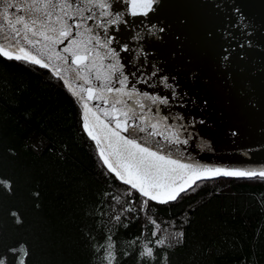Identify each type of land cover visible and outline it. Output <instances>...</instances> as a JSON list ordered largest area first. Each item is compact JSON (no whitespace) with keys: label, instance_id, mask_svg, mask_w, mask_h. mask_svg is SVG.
I'll list each match as a JSON object with an SVG mask.
<instances>
[{"label":"trees","instance_id":"1","mask_svg":"<svg viewBox=\"0 0 264 264\" xmlns=\"http://www.w3.org/2000/svg\"><path fill=\"white\" fill-rule=\"evenodd\" d=\"M81 113L48 70L0 56V181L11 183V191L0 184V256L7 264L21 245L26 264H107L108 244L112 264H264V179L200 181L176 201H149L141 211L144 198L128 195L100 163ZM129 204L135 211H124ZM161 237L154 259L139 255Z\"/></svg>","mask_w":264,"mask_h":264},{"label":"snow or ice","instance_id":"2","mask_svg":"<svg viewBox=\"0 0 264 264\" xmlns=\"http://www.w3.org/2000/svg\"><path fill=\"white\" fill-rule=\"evenodd\" d=\"M118 2H129L132 16L147 17L158 0H0V56L48 70L81 101V127L96 148L100 163L128 187V195L135 191L144 198L141 211L149 201H176L199 181L219 177L264 179V168L209 166L191 160L189 145L198 137L189 129H195L197 121L172 114L173 106L186 104V94L178 91L175 77L170 81L167 75L159 76L156 66L145 75L143 60L136 71L126 72V62L120 57L129 51V45H119V51L112 46L116 36L111 33L118 30L117 25L127 23L122 12L113 11ZM235 11L239 13L238 8ZM155 31L153 25L149 33L154 35ZM136 55L144 57L145 52L142 49ZM228 58L226 54L224 59ZM158 76L159 85L169 90L166 95L156 92V85L151 83ZM0 184L11 191L10 182ZM113 199L119 202V197ZM124 211L135 209L129 204ZM11 215L21 223L16 212ZM120 215L113 219L119 221ZM150 222L155 225V221ZM152 236H157L156 230ZM164 244L162 237L154 239L153 246L144 245L139 255L154 259V247ZM103 247L107 264H112V245ZM20 248H24L22 253ZM9 252L15 257L14 264H26V246ZM0 264H7L6 256H0Z\"/></svg>","mask_w":264,"mask_h":264},{"label":"water","instance_id":"3","mask_svg":"<svg viewBox=\"0 0 264 264\" xmlns=\"http://www.w3.org/2000/svg\"><path fill=\"white\" fill-rule=\"evenodd\" d=\"M152 9L147 17L132 16L129 2L113 5L127 21L111 33L118 51L119 45H129L120 57L125 71H136L143 60L145 75L156 66L159 76L175 77L186 104L173 106L172 114L197 121L189 129L198 137L189 145L192 161L264 168V0H158ZM153 25L154 35L149 33ZM142 49L145 56L136 55ZM159 76L151 83L166 95ZM73 98L82 112L81 101Z\"/></svg>","mask_w":264,"mask_h":264}]
</instances>
